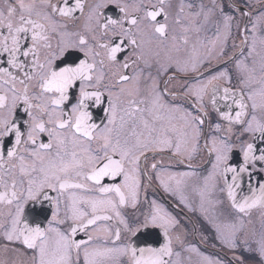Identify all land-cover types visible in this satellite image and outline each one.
Masks as SVG:
<instances>
[{
  "label": "snow or ice",
  "instance_id": "obj_1",
  "mask_svg": "<svg viewBox=\"0 0 264 264\" xmlns=\"http://www.w3.org/2000/svg\"><path fill=\"white\" fill-rule=\"evenodd\" d=\"M258 2L4 0L0 264H264Z\"/></svg>",
  "mask_w": 264,
  "mask_h": 264
},
{
  "label": "flooded vegetation",
  "instance_id": "obj_2",
  "mask_svg": "<svg viewBox=\"0 0 264 264\" xmlns=\"http://www.w3.org/2000/svg\"><path fill=\"white\" fill-rule=\"evenodd\" d=\"M198 2V0H197ZM205 3H208L209 0H204ZM221 0H217V3H220ZM4 0H0V6H3ZM253 12L255 13L259 8H260V3L258 2V0H253ZM250 26V25H249ZM208 35H211V32L208 33ZM237 44H239V40L236 41ZM231 44V41H230ZM239 159V157H234L233 162H237ZM264 182V181H262ZM245 194H247L245 192ZM166 199V198H165ZM187 215H191L190 213H188ZM253 220L256 221L257 224V228L259 227V215H260V210L259 209H254L253 210ZM190 227V226H189ZM189 239L191 240L192 237L189 236ZM197 240H199V237H197ZM198 246L200 247V250L202 252H204L206 255H211L214 258L220 259L223 261V264H230V262L233 260V252L226 249V248H222L220 245L217 244V246L215 248H213L211 246V244H198ZM239 254V251L237 250V253ZM192 255V259L193 261H197L199 258L195 256V254H191ZM248 253H244L245 258L248 257ZM18 259V257H15L14 254L12 253H5L2 249H0V259ZM250 264H255L254 261L250 262Z\"/></svg>",
  "mask_w": 264,
  "mask_h": 264
}]
</instances>
